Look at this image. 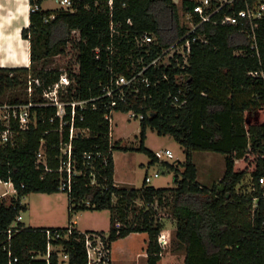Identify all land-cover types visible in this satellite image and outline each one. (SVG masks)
I'll use <instances>...</instances> for the list:
<instances>
[{"label":"trees","instance_id":"obj_1","mask_svg":"<svg viewBox=\"0 0 264 264\" xmlns=\"http://www.w3.org/2000/svg\"><path fill=\"white\" fill-rule=\"evenodd\" d=\"M44 1L31 0L41 9L30 13V24L22 30L30 40L31 65L0 66V94L7 87L25 84L31 71L42 81L40 92L52 86L61 71L39 64L65 53L72 43L80 69L76 74L78 88L71 96L99 95L100 83L110 77L109 64H114L117 71L123 70L128 58L125 52L133 45H124L123 63L119 61V51L111 54L106 49L111 42V19L129 26L127 20L131 18L132 33L153 31L163 44H169L187 29L173 0H114L112 17L108 0H82L75 11L44 8ZM185 4L192 10L196 8L192 2ZM53 12H57L56 18L46 23L44 17ZM74 29L80 30L81 40L72 36ZM201 31L208 34L210 42L194 43L185 70H170L169 79L132 94L130 101L117 109H134L145 115L141 119L139 149L154 156V161V151L144 143L148 128L161 135L170 134L180 142L186 158L182 162L184 171L175 175L176 186L155 187L148 182L139 188L118 185L113 153L119 143L115 142L110 150V124L104 117L105 109H88L83 111L84 119L81 115L76 118V126L90 128V134L73 139L74 157L82 173L73 177L72 190L68 192L70 220L76 211L110 209L112 225L108 237L104 236L107 245L111 248L113 241L132 232H147V264H158L163 252L159 208L170 204L177 219L176 236L186 250L184 264H264V20L259 21L257 28L260 56L250 48L252 39L248 33L238 26L205 23ZM130 38L133 40V35ZM115 44L119 46V37ZM96 47H101L99 58ZM240 49L245 52L238 54ZM256 70L263 76L249 73ZM176 71L185 72V79L177 81ZM179 89L188 101L177 107L167 96ZM26 98L15 97L10 102ZM55 112V107L38 108L37 125L22 131L16 145L0 146V175L12 179L18 191V198L10 203L0 199V264H9L11 257L18 258L13 264H60L61 251L69 253L71 264L88 262L84 234L74 222L70 223L73 232L67 236L68 226L33 227L20 221L21 230L8 238L12 222L22 210H27L22 197L31 192L62 190L60 184L66 173L59 170L61 144L69 140L70 125L60 132L59 120L49 119ZM40 149L45 150L51 170L37 162ZM196 150L226 154V171L219 182L212 186L200 183L193 160ZM87 153L93 154L92 159L85 157ZM247 176L251 188H243ZM48 228L64 234L53 239L57 249L52 251L49 262L44 257ZM97 233L104 235V231Z\"/></svg>","mask_w":264,"mask_h":264},{"label":"built area","instance_id":"obj_2","mask_svg":"<svg viewBox=\"0 0 264 264\" xmlns=\"http://www.w3.org/2000/svg\"><path fill=\"white\" fill-rule=\"evenodd\" d=\"M56 1L60 3L59 6L62 9L75 11L82 0ZM187 1L194 3L196 8L194 10L190 9L189 4H185ZM173 2L179 6L180 19L182 23L187 25V29L169 44L161 43L158 35L153 31L144 30L132 33L130 26L133 25V20L131 18L127 20L129 26H125L122 20L116 22L111 19V42L106 46V49L111 54L119 51V61L123 63L121 55L124 52V45L131 43L133 45L125 52L128 58L125 61L126 64L123 70L117 71L114 64H109L110 77L107 81L100 83L101 92L99 95L89 98H76L74 96L65 98V94H68L70 92L69 89L73 87L74 79H77L76 74L79 73L80 63L77 60V69L71 70L74 79H72L68 72L62 73L59 79L49 88H45L39 97H37L32 81H29L30 86L28 87V95L25 101H6L0 104V123L2 124L0 128V146L16 145L18 143V135L22 131L29 129L32 125L36 126L38 122V108L55 107L56 112L49 118L50 121L59 120L58 130L60 132H63L65 125H70L69 140L61 144V165L59 170L66 173L62 177L60 189L71 192L73 177L76 174L82 173V170L78 169L77 161L74 157L73 139L80 134L86 136L90 134V128L76 126L77 115H81L80 118L84 119L83 111L104 108V117L110 124V150H112V146L115 143L112 140V125L115 112L120 111L117 110L118 107L128 103L132 94L137 95L142 89L157 86L162 79H169L170 70H185L190 64V56L194 43L201 42L208 44L210 42L208 34L201 31L205 23L238 26L241 31L248 33L252 39L250 48L257 56H260L257 28L259 21L264 20V0H173ZM108 5L112 17L114 0H108ZM87 7H89V4H87ZM40 9V4L30 5V13ZM56 16L57 12L48 14L44 17V21L46 23L50 22ZM131 35H133V40L130 38ZM72 36L81 40L80 30L74 29ZM117 37H119V46L115 44ZM69 44L72 48V43ZM100 52L101 47H96L95 53L97 58L100 57ZM244 52V49L237 51L238 54ZM147 56L151 58L147 60ZM158 71H160L159 74H157ZM249 73L254 76H263V73L259 70L250 71ZM157 75L159 76L154 79V76ZM174 76L177 81H181L185 79L186 73L176 71ZM73 88L74 91L77 90V80ZM167 99L177 107L186 104L188 101V97L182 94V89H179L178 92L170 91ZM127 112L131 117H137L140 120L145 116L134 109H130ZM46 132H49V130ZM154 155L160 162L174 157L173 151L169 148L157 150L154 152ZM85 157L92 159L93 154L87 153ZM37 158L38 163H43L47 170H51L48 167L47 155L44 149L39 150ZM155 176H159V173L156 172ZM151 179V176L147 175L146 182H150ZM262 181L264 189V178ZM93 182H95V179ZM14 196L18 198V191L13 180L5 179L0 175V199L5 200L9 198L12 200ZM86 203L89 205L90 201H86ZM22 220L23 210L8 228L9 240L14 232L21 230L19 222ZM67 229L66 235L68 236L73 232V225L69 224ZM45 231L47 234V253L44 257L49 262L52 251L57 249L53 239L62 238L64 234L60 230L49 228ZM82 233L84 234L85 246L88 252L87 264H112L111 248L107 245L104 235L88 231H82ZM161 238L160 236L159 240L162 243ZM9 254L11 257V252ZM17 260V257H11L9 264H13ZM59 262L60 264H71L69 253L64 251L59 252Z\"/></svg>","mask_w":264,"mask_h":264},{"label":"rangeland","instance_id":"obj_3","mask_svg":"<svg viewBox=\"0 0 264 264\" xmlns=\"http://www.w3.org/2000/svg\"><path fill=\"white\" fill-rule=\"evenodd\" d=\"M45 8L62 9L56 0H45ZM77 54L70 44L67 45V51L61 55L49 57L48 62L41 61L39 65L46 63L48 68H57L62 73H69L73 78L71 69H77ZM72 74V75H71ZM77 80V79H76ZM76 80L74 79L73 87ZM29 81H32L37 97L41 95L39 87L42 86L40 78L31 71L27 76L25 84H19L7 87L0 94V104L10 101L15 97H27ZM72 87L70 94H65V98L70 97L75 92ZM66 92V90H65ZM112 140L118 142L119 147L114 150L115 163V180L120 186L125 187H142L146 183L147 175L151 176L148 185L155 187H175V175L184 171L182 162L185 161L186 154L184 148L178 140L172 135H161L155 129L148 128L147 136L144 141L145 146L152 151L171 149L174 157L167 158L166 161L175 164V168L170 167L167 163L153 160L154 156L146 151L140 150L142 144L141 120L137 117H131L127 111H117L114 114L112 125ZM193 160L198 166V180L203 185L212 186L223 178L226 171V154L212 150H196L193 153ZM158 172L159 176H155ZM248 185L252 187L250 177L243 181V188ZM39 192H32L21 199L32 204V208L23 212L24 221L27 225L32 226H68L69 223L76 220L75 226L84 231L101 230L107 238L111 225L110 209H85L74 212L70 220L69 217V194L67 191L53 193L47 200ZM13 199H16L14 196ZM10 203L11 199H5ZM32 216V219H31ZM160 221L163 228L167 229L162 237V259L159 264H184L186 250L184 245L180 244L177 238V219L172 215L171 205L159 208ZM163 230V229H162ZM169 230V231H168ZM92 232V231H90ZM97 232V231H96ZM145 236L131 235L128 238L120 239L115 245L114 256L116 264H147L145 258L147 241ZM112 258V255H111ZM137 262V263H135ZM112 263V260H111Z\"/></svg>","mask_w":264,"mask_h":264},{"label":"crops","instance_id":"obj_4","mask_svg":"<svg viewBox=\"0 0 264 264\" xmlns=\"http://www.w3.org/2000/svg\"><path fill=\"white\" fill-rule=\"evenodd\" d=\"M43 4L44 2L42 3V5ZM30 5H31V0H0V66L2 67H18V66L31 65L30 40L29 38H25L22 34L23 28L29 26L30 24ZM117 184L119 183L117 182ZM53 193L39 192L40 195L44 196L43 198L45 200H47L49 196H51ZM22 202L26 204L27 209H30V207L32 208V204L30 205L29 202H25L24 200H22ZM22 222L26 226H32V225H27L26 221H24V216ZM73 222L75 224L77 223L76 220H74ZM33 227H53V226L39 225ZM75 227L80 229L78 226ZM80 230L84 231L82 229ZM88 231H101V230L94 229ZM162 232L166 233L167 229L163 228ZM146 234L148 235L147 232H132L131 234L123 238L124 239L128 238L131 235L145 236ZM120 239L113 241L111 244L112 264H116L115 256H114V250H115L114 245ZM145 240L147 241L146 247H148L149 236L146 237ZM144 256L148 260L147 248ZM185 257H184V261H185Z\"/></svg>","mask_w":264,"mask_h":264}]
</instances>
